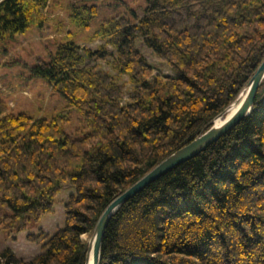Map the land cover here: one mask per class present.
<instances>
[{
    "label": "trees",
    "instance_id": "obj_1",
    "mask_svg": "<svg viewBox=\"0 0 264 264\" xmlns=\"http://www.w3.org/2000/svg\"><path fill=\"white\" fill-rule=\"evenodd\" d=\"M47 2L0 0V39L41 25ZM97 10L72 6L70 20L88 27ZM91 38L103 43L67 35L32 66L67 100L59 111L34 117L0 102V232L26 230L53 211L64 181L73 187L63 225L26 234L40 251L25 260L4 247L2 264H83L82 235L106 205L207 129L262 60L264 0H145L140 16L106 18ZM136 40L173 73H153ZM69 106L82 135L61 126ZM99 264H264V79L247 116L114 212Z\"/></svg>",
    "mask_w": 264,
    "mask_h": 264
},
{
    "label": "rangeland",
    "instance_id": "obj_2",
    "mask_svg": "<svg viewBox=\"0 0 264 264\" xmlns=\"http://www.w3.org/2000/svg\"><path fill=\"white\" fill-rule=\"evenodd\" d=\"M82 4H94L97 14L91 18L88 27L78 26L70 20V7ZM145 0H48L46 19L39 25L32 23L23 32L7 34L0 39V102L14 113L25 112L34 117H50L66 106L67 100L48 82L32 75V66L36 59L47 60L55 46L65 40V36L81 48L94 49L103 43L102 39H92L91 32L100 22L114 15H123L133 19L140 16ZM136 45L153 65V73L172 74L170 67L160 60L141 40ZM110 47V46H109ZM101 68L112 71L106 62H98ZM130 84H127V92ZM68 119L63 121L62 128L71 135H82L88 128L76 107L69 106ZM73 187L68 181L62 183L55 197L52 212L41 215L38 221H30L27 229L20 232H0V249L9 247L22 259L28 260L40 251V245L26 239L28 232H38L39 227L51 233L56 227L63 225V204ZM8 211V207L0 203V215ZM82 235L83 239L90 238ZM2 264V262H0Z\"/></svg>",
    "mask_w": 264,
    "mask_h": 264
},
{
    "label": "water",
    "instance_id": "obj_3",
    "mask_svg": "<svg viewBox=\"0 0 264 264\" xmlns=\"http://www.w3.org/2000/svg\"><path fill=\"white\" fill-rule=\"evenodd\" d=\"M263 79L264 57L244 83L236 97L211 119V124L207 129L156 163L106 205L97 219L90 238L86 242L83 264H99L104 229L110 217L121 204L160 175L205 149L210 143L214 142L218 137L233 127L240 119L247 116L253 108L256 91ZM233 104H237L234 111L221 123L216 124L215 119L222 116Z\"/></svg>",
    "mask_w": 264,
    "mask_h": 264
},
{
    "label": "bare ground",
    "instance_id": "obj_4",
    "mask_svg": "<svg viewBox=\"0 0 264 264\" xmlns=\"http://www.w3.org/2000/svg\"><path fill=\"white\" fill-rule=\"evenodd\" d=\"M236 106H237V104H233V105H232V106H231V107H230V108H229V109H228V110H227L222 116H220V117H218L217 119H215V123H216V124H219V123H221L224 119H226V118H227V117H228V116L234 111V109H235ZM210 144H211V143H210ZM210 144H209V145H210ZM209 145H208V146H209ZM181 163H182V162H181ZM179 164H180V163H179ZM160 176H161V175H160ZM160 176H159V177H160ZM156 179H157V178H156ZM129 198H131V197H129ZM129 198H128V199H129ZM128 199H127V200H128ZM127 200H126V201H127ZM123 203H124V202H123ZM123 203H122V204H123ZM122 204H121V205H122ZM92 231H93V230H92ZM91 233H92V232H91Z\"/></svg>",
    "mask_w": 264,
    "mask_h": 264
}]
</instances>
